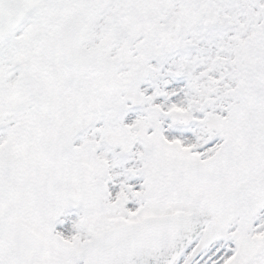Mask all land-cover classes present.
Here are the masks:
<instances>
[{
	"label": "snow or ice",
	"instance_id": "snow-or-ice-1",
	"mask_svg": "<svg viewBox=\"0 0 264 264\" xmlns=\"http://www.w3.org/2000/svg\"><path fill=\"white\" fill-rule=\"evenodd\" d=\"M0 264H264V0H0Z\"/></svg>",
	"mask_w": 264,
	"mask_h": 264
}]
</instances>
